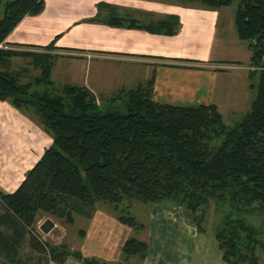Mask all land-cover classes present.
I'll list each match as a JSON object with an SVG mask.
<instances>
[{
	"label": "trees",
	"instance_id": "1",
	"mask_svg": "<svg viewBox=\"0 0 264 264\" xmlns=\"http://www.w3.org/2000/svg\"><path fill=\"white\" fill-rule=\"evenodd\" d=\"M191 1L218 8L233 0ZM43 7V0L5 2L0 43L23 16L38 14ZM178 22L173 15L149 24L118 16L107 19L108 24L169 35ZM233 22L251 53L254 69L248 78L255 96L249 110L231 125L213 103L154 101L152 79L120 90L113 98L100 97L101 103L89 89L75 84L40 91L33 85L51 84L47 55L21 49L24 45L0 47V100L31 109L52 136L20 185L11 193L0 191V226L11 229L7 233L0 228V254L5 259L0 264H21L17 243L27 232L37 239L40 214L72 222L75 213L90 217L87 208L96 202L110 205L118 221L133 230L121 246L122 264H140L148 249L140 236L146 223L131 204L181 205L203 231L211 201L222 209L212 228L222 260L258 264V251L264 254V0H238ZM53 42L44 47H55ZM23 56L31 57V65L41 71L32 82H21L23 74L9 70L11 58ZM118 99L124 112L112 106ZM33 243L43 251L48 246L49 257L58 263L74 256L83 264H107L82 257L65 244Z\"/></svg>",
	"mask_w": 264,
	"mask_h": 264
},
{
	"label": "crops",
	"instance_id": "2",
	"mask_svg": "<svg viewBox=\"0 0 264 264\" xmlns=\"http://www.w3.org/2000/svg\"><path fill=\"white\" fill-rule=\"evenodd\" d=\"M43 1L42 11L23 16L3 43L9 46L24 45L20 48L34 52L37 46H45L54 40L55 46L66 49V55L79 52L80 56L89 52L88 59L86 56H71L66 62L64 60L65 65L58 75V79L63 82H80L91 91L103 94L131 89L153 77L154 101L168 104H182L183 100H192L197 104L213 103L221 114L226 109L235 112L248 107L254 97V92L250 93L254 91L250 86L252 80L247 73H228L229 71L216 69L220 64L233 59L249 61L250 58L247 43L235 37L233 14L229 13L225 20L223 17L226 13L218 12L226 6L207 8L189 5V2L182 0ZM169 15L176 16L179 21L177 31L171 35L153 33L144 28L108 24L106 21L110 16H118L123 21L134 20L149 24ZM90 18L96 19L88 21ZM223 21L225 25L222 24ZM225 29L229 30V36L232 37L228 42H225L222 34ZM222 48L223 53L231 57L230 60L219 57ZM15 58L18 57L11 58L10 64ZM172 59L187 61H170ZM224 74L243 78V91L238 83L230 79L231 76L226 78ZM227 79H230L228 84ZM219 80H224L222 88L219 87ZM231 83H235L238 91L229 86ZM216 90H221V98L216 95ZM51 142V134L38 119L35 120L28 111L14 107L8 100H0V191L13 192ZM75 215L86 218L80 214ZM104 216L94 214V219L86 225L87 229L84 228L82 241L87 249L82 251V248L77 247L74 250L79 251L82 257H95L113 264L112 260L116 256L120 257L122 239L129 232V227L118 223L106 226L104 222L109 219ZM150 223L148 229H153L154 218ZM158 230L161 229L150 232L147 253L140 264H167V259L173 258L166 253L169 250L167 246H158L160 241L157 237L165 232L162 229L160 235L156 236ZM161 240L167 243V240ZM198 256H207L205 261L221 258L216 252L205 251ZM79 261V258L69 256L62 264H76ZM193 262L194 260H187L189 264ZM223 263L226 264L224 261Z\"/></svg>",
	"mask_w": 264,
	"mask_h": 264
},
{
	"label": "rangeland",
	"instance_id": "3",
	"mask_svg": "<svg viewBox=\"0 0 264 264\" xmlns=\"http://www.w3.org/2000/svg\"><path fill=\"white\" fill-rule=\"evenodd\" d=\"M8 0H0V18L2 17L3 14V9H4V4ZM184 2H189V5H201L204 7H207L206 5L202 4L201 2L198 1H191V0H182ZM238 0H233L232 3L225 8H222L221 10L219 9L218 12L224 11L226 15H224V19H228L229 13L233 14L237 6ZM208 8V7H207ZM168 17V16H167ZM165 18V17H164ZM163 18V19H164ZM96 18H90L87 19L88 21H94ZM107 21V20H106ZM223 25H225L224 21L222 22ZM234 25V22L233 24ZM222 27V26H221ZM232 32L233 28L231 27ZM235 29V28H234ZM175 31H177V28H175ZM220 32L221 29H220ZM236 32V31H235ZM225 42H228L229 40L232 39L231 36H229V30L225 29V31L222 33ZM237 35V34H236ZM58 37V36H56ZM236 39L237 36H235ZM240 40V39H239ZM54 41V40H53ZM51 41V43L53 42ZM238 41V40H237ZM242 41V40H240ZM243 42V41H242ZM245 42V41H244ZM50 43V42H49ZM48 43V44H49ZM241 43V42H240ZM5 44L3 43L2 48H7L8 46H4ZM47 45V44H46ZM53 45L55 46V42H53ZM238 49V48H236ZM222 52L219 53V57H221L222 60H230L231 57L227 56L225 53H223V48L221 49ZM35 53H45L47 57L45 59H48L51 62V69H50V81L51 84H46L44 81H42L39 85H33L32 88H37L38 90H43V89H57L60 88L61 86L65 84H71V83H66L63 82L61 79H58V75H60V70L61 67L64 66V60L68 59V57H80V56H86L88 57V53H84V55H78L80 54L79 52L75 54L68 53L66 55V49L65 48H60V47H44V46H37L36 50L34 51ZM251 56V53H250ZM238 57V56H237ZM92 58V57H91ZM88 59V58H87ZM63 60V61H62ZM161 60V59H158ZM173 60H186V59H172ZM169 61V62H170ZM187 61V60H186ZM31 57L23 56V57H18L13 60L12 64H10V69L13 73L19 71L21 74V82H32L37 76L41 74V71L38 68L33 67L30 65L31 63ZM177 62V61H174ZM250 58L249 61H246L244 59H239L238 61H229L228 63L220 64L219 67H217V70H223V71H229L228 73H232L234 71H243L244 73H247L248 76V71L254 69L253 66L250 65ZM201 64V63H200ZM190 66V65H189ZM52 67H53V74H52ZM193 67V66H191ZM226 73V72H225ZM226 78L231 76L230 79H232L235 83H238L240 85L241 90L243 91L245 87V83L243 81V78H241L239 75H227L224 74ZM225 78V79H226ZM152 79L154 82L153 77L146 79L144 82L139 83L135 87L143 84H147V82ZM230 79L226 80V83L228 84V81ZM224 80H219V87L222 88ZM231 83L229 86L234 88V90L238 91L237 86ZM79 86H84L80 82L79 84H75ZM133 87V88H135ZM89 89L88 87H86ZM131 88V89H133ZM153 88V84H152ZM90 90V89H89ZM107 91V90H106ZM221 91V90H220ZM219 90H216V95L218 98H221L222 93ZM90 92L95 96L97 102L101 103L100 97H103V99L107 100L108 98H113L114 94L112 92H105L103 94L96 93L94 91ZM254 92L255 96V89L254 91H250V93ZM254 98V97H252ZM252 101V99H251ZM250 101V104H251ZM183 103H175L177 105H196V102L191 101H186L183 100ZM113 104V105H112ZM112 106L116 107L120 112H124V105L122 103V100L118 99L112 102ZM171 104V103H169ZM173 104V103H172ZM250 104L248 107H242L241 110L238 111H231V110H225L222 114L224 121L226 124L231 125L235 123L236 121L240 120V118L249 110ZM22 109V108H21ZM22 110L28 111V113L31 114L36 119L39 120L38 116L31 110V109H26L23 108ZM42 125V124H41ZM132 208L131 210L135 213H139L138 217H140L144 223H146V227L143 231V233L140 235L142 238H144L146 241L148 237H150V232L153 230H156L160 228L164 234H162L160 237L167 240V243H165L163 240H161L160 237L158 241H160V246L161 248H165L166 246L169 248V250L166 252L169 257L173 258H168L166 263L167 264H189L187 263V260H191L193 264H224L223 261L219 256H221V251L218 247V243L213 237V225L218 224L221 218V213L219 210H222L217 207L216 203L214 201L210 202L208 212H206V221L202 223L203 226V231H199L196 227V225L192 222V215L191 212H189L188 209L181 205H176L171 202H160V203H153L150 205H145L142 203H136V204H131ZM1 210V206H0ZM89 212L90 217L84 216L86 218H79L75 214L73 216V221L72 222H67L64 220V218H55L53 216H50L46 213H42L39 215L37 225H36V232H37V239L33 237V234L30 232H27L23 237L18 241V249H17V256L18 261L21 264H62L58 263L54 260H52L49 257V247L46 246L44 251L40 247V244L38 243L40 240L42 242H46L49 244L53 245H58V244H65L66 246L69 247L72 251L76 249L77 247L82 248V251H85L87 248L85 247L84 242L82 241L84 237V230L87 229L86 227L89 225L91 219H94V214H101L105 215L108 217L109 220H106V223L104 222V225L106 226H111V225H124L129 227L126 224L120 223L116 217V213L112 211V207L105 202H96L92 208H87V213ZM200 211H197L199 214ZM194 215V214H193ZM104 216V217H105ZM154 218V223L155 227L152 229H148V226H150L151 219ZM252 218V217H251ZM46 219H50L53 222V227L48 231V233H43L42 230L40 229L41 223H43ZM253 222L255 224L259 223V218L253 219ZM87 225V226H86ZM82 227V228H81ZM3 230H5L7 233L11 231V229H4L3 227L0 226ZM85 228V229H84ZM130 229V230H129ZM129 229L126 232L125 236L122 239V242L129 236L133 234V230L129 227ZM161 230H158L156 232V236L160 235ZM179 230V231H178ZM153 236V235H151ZM80 238L81 240H78ZM156 238V237H154ZM156 238V239H157ZM39 240V241H38ZM33 241H35L37 244H34ZM117 244V241L115 242ZM83 245V246H82ZM44 247V246H42ZM206 252V253H214L216 252L218 257L220 258L217 259H209L208 261H205L207 256H198L201 252ZM119 255V254H118ZM191 255V257H190ZM194 259L192 260V258ZM258 264H264V254L260 251H258ZM202 259V260H200ZM5 261L3 255L0 254V262ZM113 264H122L124 262L122 253L120 251V257L112 260ZM75 264V263H73ZM76 264H83V262L80 260L79 262H76ZM135 264V262L133 263Z\"/></svg>",
	"mask_w": 264,
	"mask_h": 264
},
{
	"label": "water",
	"instance_id": "4",
	"mask_svg": "<svg viewBox=\"0 0 264 264\" xmlns=\"http://www.w3.org/2000/svg\"><path fill=\"white\" fill-rule=\"evenodd\" d=\"M53 222L50 219H46L43 223L40 225V229L43 233H48V231L53 227Z\"/></svg>",
	"mask_w": 264,
	"mask_h": 264
},
{
	"label": "built area",
	"instance_id": "5",
	"mask_svg": "<svg viewBox=\"0 0 264 264\" xmlns=\"http://www.w3.org/2000/svg\"><path fill=\"white\" fill-rule=\"evenodd\" d=\"M4 46H6V45H4ZM0 47H3V43H0Z\"/></svg>",
	"mask_w": 264,
	"mask_h": 264
}]
</instances>
